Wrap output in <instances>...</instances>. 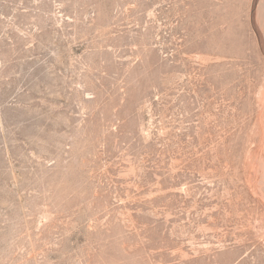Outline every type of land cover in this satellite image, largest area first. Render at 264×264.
<instances>
[{
    "label": "rangeland",
    "instance_id": "1",
    "mask_svg": "<svg viewBox=\"0 0 264 264\" xmlns=\"http://www.w3.org/2000/svg\"><path fill=\"white\" fill-rule=\"evenodd\" d=\"M0 264H264V0H0Z\"/></svg>",
    "mask_w": 264,
    "mask_h": 264
}]
</instances>
